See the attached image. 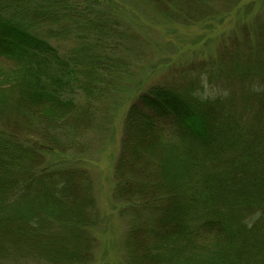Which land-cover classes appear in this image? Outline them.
Listing matches in <instances>:
<instances>
[{
    "label": "trees",
    "instance_id": "1",
    "mask_svg": "<svg viewBox=\"0 0 264 264\" xmlns=\"http://www.w3.org/2000/svg\"><path fill=\"white\" fill-rule=\"evenodd\" d=\"M113 10L99 0H0V56L16 61L0 76V264L90 260L89 177L45 154L74 150L91 99L116 73ZM249 38L211 61L202 81L219 93L154 86L130 106L114 192L129 217L127 264H264V41ZM161 122L179 127L176 144L158 142ZM157 143L153 165L140 146Z\"/></svg>",
    "mask_w": 264,
    "mask_h": 264
},
{
    "label": "rangeland",
    "instance_id": "2",
    "mask_svg": "<svg viewBox=\"0 0 264 264\" xmlns=\"http://www.w3.org/2000/svg\"><path fill=\"white\" fill-rule=\"evenodd\" d=\"M99 1L113 8L122 23L118 29L122 41L109 51L115 78L104 80L103 89L91 99L89 114L93 119L74 150L47 153L45 158L51 164L63 162L83 169L89 177L98 223L89 231L93 241L86 264H127L125 238L129 217L122 213L124 204L114 192L115 165L130 106L154 86H185L190 82L195 84L196 94L209 97L219 93L216 87L202 81L203 76L211 70L212 60H216V65L224 49L234 43L241 45L245 35L253 46L264 41V0H207L204 4L197 1L201 5L195 0L191 4L171 0L169 11L151 0ZM15 65V60L0 56V76L10 73ZM0 124L4 125L3 119ZM158 128L160 144L178 142L179 127L161 122ZM144 144L140 146L142 157H148L154 165L157 158L151 151L156 153L160 145L150 149Z\"/></svg>",
    "mask_w": 264,
    "mask_h": 264
}]
</instances>
